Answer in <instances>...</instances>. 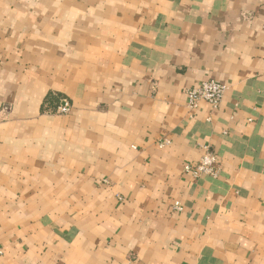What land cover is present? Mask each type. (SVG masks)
Returning <instances> with one entry per match:
<instances>
[{"label":"crops","instance_id":"crops-1","mask_svg":"<svg viewBox=\"0 0 264 264\" xmlns=\"http://www.w3.org/2000/svg\"><path fill=\"white\" fill-rule=\"evenodd\" d=\"M205 147L216 178L184 170ZM0 250L264 264V0H0Z\"/></svg>","mask_w":264,"mask_h":264},{"label":"built area","instance_id":"built-area-1","mask_svg":"<svg viewBox=\"0 0 264 264\" xmlns=\"http://www.w3.org/2000/svg\"><path fill=\"white\" fill-rule=\"evenodd\" d=\"M227 86L214 80H207L200 84L187 89L185 91L187 96V107L190 110L199 108V104L204 101L208 103L213 109H217L225 96ZM71 110V103L67 99H62L61 104L57 109L58 113L66 114ZM204 154L196 165H187L184 170L186 173H191L195 177L208 175L216 178L219 176L220 168L218 157L210 147L204 148ZM174 210L181 211L182 207L179 202L174 204ZM0 255L2 251L0 250Z\"/></svg>","mask_w":264,"mask_h":264}]
</instances>
